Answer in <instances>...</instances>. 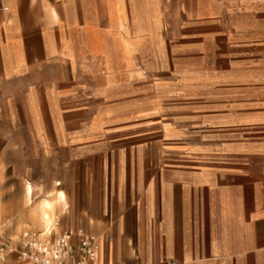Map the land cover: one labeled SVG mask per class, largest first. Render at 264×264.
Instances as JSON below:
<instances>
[{
    "label": "rangeland",
    "instance_id": "374dc122",
    "mask_svg": "<svg viewBox=\"0 0 264 264\" xmlns=\"http://www.w3.org/2000/svg\"><path fill=\"white\" fill-rule=\"evenodd\" d=\"M92 1V13L107 14V22L102 26L108 31L113 60L118 58L123 63L121 75L126 78L137 69L147 78L149 74L145 73L153 70L156 74L154 78L149 75L150 80L198 78L214 82L206 84L204 90L221 98L219 110L186 117V128L191 136L212 142L220 157L232 155L234 160H250L251 168L258 171L264 160V63L260 65L253 57L260 47L264 9L259 11L261 7L252 6L250 11L247 0H106L101 7ZM250 26L257 30L251 32ZM169 48L181 53V59L173 65L166 57ZM151 56L155 58L151 60ZM128 61L135 68L128 66ZM131 80L124 79L122 87L113 80L106 94L102 93L106 98L101 100L97 95L77 101L54 94L45 97L40 101L44 108L41 132L31 131L34 127L29 126L26 133H3L11 147L2 156L6 160H0V247L7 245L18 250L23 231L41 232L32 219L37 213L33 211L41 199L61 191L65 206L64 210H56L54 233L68 229L93 234L98 244H104V264H109L107 260H112V264H176L158 261L163 254V239L162 232L153 228V222L152 228L147 220L144 229L135 230L141 218L150 217L145 209L131 208L124 216V225L115 224L117 216L110 214L114 208L109 207L112 200L107 198L106 191L102 201L104 213L96 214L97 207H92V200L87 198L89 185L73 162L91 160L98 153L105 160L122 154L123 145L103 147L99 138H94L98 135L84 133V129L95 124L103 129L105 137L118 128L124 130L122 135L138 134L130 144L139 157L148 154L163 160L183 150L178 147L183 135L170 127V115L185 109L187 102L195 98V92L183 94V89H179L174 92L181 99L159 102L154 113L145 108L137 116H126L143 97L142 82ZM121 111L123 116L117 115L107 122L90 115ZM148 114L151 116L147 117ZM28 120L29 125L35 124L33 118ZM75 122L79 126L74 127ZM35 163L42 164L44 175L25 177L33 186L32 196L26 198L25 181L20 179L25 164ZM71 163L72 167H68ZM102 258L98 252L96 264ZM0 264H20L17 252H4Z\"/></svg>",
    "mask_w": 264,
    "mask_h": 264
},
{
    "label": "crops",
    "instance_id": "0c3cea01",
    "mask_svg": "<svg viewBox=\"0 0 264 264\" xmlns=\"http://www.w3.org/2000/svg\"><path fill=\"white\" fill-rule=\"evenodd\" d=\"M105 2L95 0L100 7ZM247 2L250 11L252 6L261 7L259 11L264 9V0ZM92 3V0H0V160H6L2 156L11 147L3 133H26L29 126L36 133L43 130L44 108L40 101L50 95L73 101L97 95L101 100L106 98L102 93L106 94L113 80L121 87L124 79L142 82V100L128 113H90L100 122H107L117 115L137 116L145 108L154 113L159 102L181 99L174 91L183 89V94L194 91L193 101L170 115L173 118L170 127L183 135L178 146L183 150L163 160L148 154L137 155L130 143L138 134L122 135L124 130L118 128L105 137L96 124L84 129L86 134L98 135L94 138H99L103 147L124 146L122 154L112 160H105L98 153L91 160L73 161L89 185L87 198L92 200V207H97L95 213L102 215L107 191V198L112 200L109 207L114 208L110 214L117 216L114 223L118 225H124V216L131 208L145 209L150 217L141 218L135 230L144 229L148 220L151 228L153 222V228L162 232L163 254L158 261L264 264V160L255 171L250 160H234L232 155L222 158L214 151L212 142L191 136L186 128V117L219 110L221 98L204 90L206 84L215 83L198 78L156 80L153 70L145 73L154 74L150 80L149 75L145 78L137 69L125 78L120 73L123 63L118 58L113 60L107 43L108 31L102 26L107 22V14L92 13ZM255 29L250 26L251 32ZM259 34L260 47L255 49L253 60L261 65L264 25ZM166 52L171 65L181 59L180 52L170 48ZM154 58L151 56V60ZM128 64L136 66L129 61ZM28 118H33L35 124L29 125ZM74 125L79 126L76 122ZM35 164H25L20 179L24 184L29 183L27 176L43 177L44 167ZM48 233L56 234L53 230ZM100 244L92 264H96L98 252L103 256L100 264H104V244L102 241ZM107 262L112 264V260Z\"/></svg>",
    "mask_w": 264,
    "mask_h": 264
},
{
    "label": "built area",
    "instance_id": "2783aa9c",
    "mask_svg": "<svg viewBox=\"0 0 264 264\" xmlns=\"http://www.w3.org/2000/svg\"><path fill=\"white\" fill-rule=\"evenodd\" d=\"M97 249L96 237L82 230H64L55 235L25 230L18 250L3 245L0 255L16 251L21 264H92Z\"/></svg>",
    "mask_w": 264,
    "mask_h": 264
},
{
    "label": "bare ground",
    "instance_id": "6f19581e",
    "mask_svg": "<svg viewBox=\"0 0 264 264\" xmlns=\"http://www.w3.org/2000/svg\"><path fill=\"white\" fill-rule=\"evenodd\" d=\"M24 191H25V196L27 198H30L32 196L33 186L29 183L24 184ZM64 206H65V195L61 191H58L54 197L49 196L47 198H43L37 203L35 207V211L33 210L32 211L34 213H36L37 211V213L34 216V220L37 223L41 224L40 230L42 233H48L50 232V230L55 228L56 210L57 209H59V211L60 209L64 210ZM98 249H99V245H98Z\"/></svg>",
    "mask_w": 264,
    "mask_h": 264
}]
</instances>
